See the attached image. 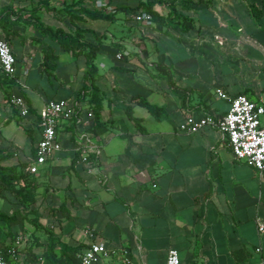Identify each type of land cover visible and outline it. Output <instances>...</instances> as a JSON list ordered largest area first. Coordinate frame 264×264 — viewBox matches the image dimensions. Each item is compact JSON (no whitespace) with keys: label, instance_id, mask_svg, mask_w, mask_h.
I'll return each mask as SVG.
<instances>
[{"label":"crops","instance_id":"1","mask_svg":"<svg viewBox=\"0 0 264 264\" xmlns=\"http://www.w3.org/2000/svg\"><path fill=\"white\" fill-rule=\"evenodd\" d=\"M85 3L112 12L138 0ZM161 6L152 10L162 19L147 11L150 24L124 14L113 23H85L102 38L93 84L101 98L103 131L91 130L100 153H90L89 162L82 163L75 129L60 127L61 150L39 167L37 185L48 187L46 197L51 195L54 206L65 203L69 237L88 243L84 229L89 227L114 251L98 264H125L123 249L132 262L165 264L170 248L178 251L180 264H261L264 234L256 222L264 221V176L233 157L217 128L185 133L178 125L187 115H223L229 101L218 98L216 88L264 103V0H169L163 12ZM175 10L181 15L177 25ZM46 15L45 22L65 28L68 20ZM117 25L121 31L113 38ZM33 31L19 28L11 40L15 83L6 82L0 71V146L9 150V163L33 157L40 139L37 117L48 100L73 98L83 90L86 109L91 94L85 56L53 43L55 66L46 69L47 40ZM118 51L127 54L117 59ZM10 94L24 96L30 117L16 118L7 104ZM140 99L156 105L158 117ZM6 124L15 130L3 131ZM14 132L22 136L20 145Z\"/></svg>","mask_w":264,"mask_h":264},{"label":"trees","instance_id":"2","mask_svg":"<svg viewBox=\"0 0 264 264\" xmlns=\"http://www.w3.org/2000/svg\"><path fill=\"white\" fill-rule=\"evenodd\" d=\"M2 1L4 3L0 5V34L5 36L11 45V40L18 35L19 28L31 27L38 32L47 40L42 49V64L46 69H53L55 66L57 55L54 52L53 43L64 51L85 56L87 85L91 86L89 104L86 107V110L92 114L90 129L95 134L103 131V128L101 131L98 128L101 124V98L93 84L96 73L94 58L99 51L102 38L98 37L94 30L85 23L88 20L113 23L116 22L118 14L134 17L140 8L150 12L155 18L162 19L152 8L155 4L164 3L163 0H138L135 6L120 5L115 7L112 12H105L106 9H98L93 5L86 4L85 0H69L61 8L53 6L52 0ZM111 1L108 0V3ZM47 12H52V17H57V19L68 20L65 22V28L55 27L45 22L42 15ZM174 12L173 23L177 25L181 15L176 10ZM67 28L71 31L65 30ZM85 33L92 35L94 43L87 41ZM33 40L40 41L41 39L38 37ZM110 44H112V48L119 47L117 42ZM12 53L15 56L13 50ZM1 74L6 82L9 81L12 85L15 83V78L2 72ZM79 99L83 101L82 96ZM139 102L158 117L160 110L156 105L143 99H140ZM36 124L39 126L38 117ZM69 126L76 128L72 125ZM9 158V150L0 146V247L4 249L16 234H20L21 237H25V240L19 250V258L14 264H80L79 255L87 246V242L69 237L70 229L67 226V220L70 215L66 214L65 203L62 202L60 205L54 206L50 198L51 195L46 197L48 187L37 185L36 175L38 172L28 174L25 171L27 164L34 160V155L25 162L9 163ZM74 160L73 162H75ZM58 212L63 215H58ZM133 263L139 264L136 260Z\"/></svg>","mask_w":264,"mask_h":264},{"label":"built area","instance_id":"3","mask_svg":"<svg viewBox=\"0 0 264 264\" xmlns=\"http://www.w3.org/2000/svg\"><path fill=\"white\" fill-rule=\"evenodd\" d=\"M135 22L150 24L151 14L142 9L133 17ZM127 53L118 51L117 59L123 58ZM0 71L15 78L16 58L12 53L8 39L0 34ZM85 91H81L84 97ZM216 96L229 101L228 110L221 116L206 114L199 118L187 115L178 125V130L185 133H193L205 126H213L219 130L227 140L230 151L235 159L244 160L254 167L259 176H264V103L252 101L244 94L229 97L220 88L215 89ZM80 95L69 99H50L45 103L44 108L39 112L40 139L37 141L34 150V160L30 161L25 171L28 174H35L39 167L44 165L48 159L61 150L59 139V128L64 125H72L75 128V150L79 152L80 160L88 163V155H98L100 148L93 139L90 129L91 112L84 108ZM7 104L16 111L21 118L31 116L29 105L26 99L17 94H10ZM4 105L0 104V123L3 118ZM91 171V167H87ZM256 228L259 234H264V221L257 220ZM88 237L87 246L80 253V264H98L100 260L114 252L109 250L107 245L96 239L93 230L89 227L84 229ZM25 237L16 234L12 241L5 248L0 247V264H12L19 258V250L24 244ZM261 252V248H256ZM110 252V253H109ZM123 262L134 264L127 250H122ZM165 264H180L178 251L174 248L168 249ZM261 264H264V256Z\"/></svg>","mask_w":264,"mask_h":264},{"label":"rangeland","instance_id":"4","mask_svg":"<svg viewBox=\"0 0 264 264\" xmlns=\"http://www.w3.org/2000/svg\"><path fill=\"white\" fill-rule=\"evenodd\" d=\"M57 0H52L51 1V4H55V2H56ZM136 1L137 0H122V3H124V4H134V3H136ZM167 1H169V0H163V2H167ZM2 3H4L2 0H0V5L2 4ZM165 3H161L162 4V6L159 8L162 12H163V9H164V4ZM94 7H96V6H94ZM98 7V6H97ZM96 7V8H97ZM102 8H105V7H102ZM46 16H48L49 18H51L52 16H53V14H52V12H47V15ZM131 21V19L129 20V22ZM120 25V24H119ZM109 30H112V29H109ZM119 31H121V29H120V27L117 25V26H114L113 27V30H112V32H111V34L113 35L112 37L113 38H116L117 36H118V32ZM33 33H34V31H33ZM33 38H35V37H33ZM110 39H112V38H110ZM87 41H89L90 43H93V38L89 35L88 36V40ZM105 62L106 63H108V62H110V61H108V60H105ZM19 116H17L16 115V118H18ZM3 119V118H2ZM14 127V125H12V124H10V125H8V124H6L5 125V128H3L2 130L3 131H6L8 134L9 133H11V132H13L15 129L13 128ZM14 129V130H13ZM22 136L18 133V132H14V141H15V143L16 144H18V145H20L21 144V142H22ZM12 264H14V263H12Z\"/></svg>","mask_w":264,"mask_h":264}]
</instances>
